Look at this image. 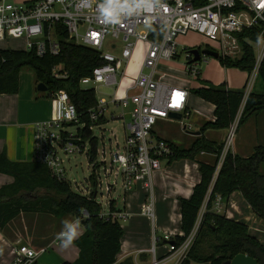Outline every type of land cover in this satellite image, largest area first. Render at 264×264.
<instances>
[{"label": "built area", "instance_id": "1", "mask_svg": "<svg viewBox=\"0 0 264 264\" xmlns=\"http://www.w3.org/2000/svg\"><path fill=\"white\" fill-rule=\"evenodd\" d=\"M105 2L106 0H0V41L9 37L22 38L26 42V51H35L40 57L48 54L59 56L62 32H66L67 39L73 43L98 51L105 63L96 67L91 77L81 80L82 87L93 88L96 95L100 93L103 85H119L118 75L121 73L124 77L125 72H121V69L125 63L130 62L133 54V38L149 44L142 69L134 81L135 105L131 111V122L125 125L126 139L122 146L117 143V152H112L107 160L104 146L102 156L97 151L96 158L90 161V140L94 134L88 141L83 140L81 130L86 124L81 122L69 93L62 89L53 94L59 106L58 116L35 123L34 161L47 166L54 177L68 182L75 192L100 204V218L120 224L128 220L130 212L124 207L114 205L118 179H121L124 195L138 182L143 183L149 193L142 205L141 214L148 217L153 225L152 246L148 250L152 259L148 264H181L187 258L201 229L209 195L190 234L180 245L176 239L178 236H185L183 231L177 235L168 232L163 236L158 235L150 178L163 169V162L168 163L175 150L173 144L154 134V128L160 120H174L171 117L173 112L182 114L179 121L185 131L191 125L183 123L184 117L190 115L189 91L184 87L157 80V66L161 60L172 61L179 55V38L189 32L201 35L207 44L206 48L219 52L220 57L230 56L236 59L244 53L240 35L247 30H258L255 41L245 39L254 46L256 61L252 71L248 72L242 108L218 156L214 183L229 151L232 152L235 132L241 118L240 112L252 93L264 60V0H128L129 3L141 4V8L131 15L127 12L121 13L120 22L117 24L105 21L101 14V5ZM117 2L123 3L124 0ZM139 26H148L150 30L138 32ZM108 36L112 40H108ZM120 40L123 45L119 54L105 50L106 45L116 50L119 47L117 41ZM196 47L191 45L184 48L187 50L188 59L186 68L191 74L200 71L198 62H191L193 55H188V50ZM145 69L149 71L146 72ZM52 74L58 80L70 76L63 64L54 65ZM90 84L94 86L91 87ZM97 99V106L88 110V116L93 123L104 117L109 104L105 97ZM129 100L128 93L124 97L114 95L111 103L127 106ZM101 126L102 124L93 125L91 128L94 131L95 127ZM79 153H86L92 167L87 178L88 187L77 182L74 186L68 177L72 157ZM112 177L114 178L111 179ZM213 210L224 214V199L221 194L216 195ZM87 215L84 211L83 216ZM75 218L81 222L80 218ZM59 243L60 239L54 241L55 245ZM162 243L166 251L159 254V244ZM47 250L48 247L36 250L26 243L18 242L12 264H36L38 258ZM113 264L119 262L115 261Z\"/></svg>", "mask_w": 264, "mask_h": 264}, {"label": "trees", "instance_id": "2", "mask_svg": "<svg viewBox=\"0 0 264 264\" xmlns=\"http://www.w3.org/2000/svg\"><path fill=\"white\" fill-rule=\"evenodd\" d=\"M257 34L258 30H247L241 34L244 46L242 57L232 60L221 56V65L226 68L238 67L250 73L255 65L256 51L245 39L255 41ZM67 37V33L62 32L59 56L48 54L40 57L35 51L0 49V95L17 93L20 72L24 67H30L35 72L36 82L44 83L50 95L62 89L69 93L81 122L86 124L81 134L92 136L91 126L104 124L105 119L102 117L95 123L90 120L88 110L97 106L98 99L93 88L82 87L81 80L91 77L93 70L105 62L95 49L75 44ZM56 64H63L70 76L66 79H55L52 68ZM258 76L264 83V60ZM193 92L216 106L215 122L206 123L201 129L202 132L207 128H229L243 105L244 88L229 89L226 83L216 86L203 81L202 86L194 88ZM263 109L264 94L251 93L244 104L239 127ZM90 141L89 153L92 162L97 156L98 138L93 136ZM222 148L223 146H216L206 139L196 141L190 149L174 146L175 153L169 162L182 158L195 160L204 150L213 151L219 156ZM216 164L217 161L214 164L201 162V180L195 185L192 196L179 199L181 229L185 236H178V245L190 234L209 195L201 229L187 258L181 264H192L194 260L207 264H223L240 253L255 257L264 264V245L258 237L250 233L249 225L213 210L217 194L228 200L233 192L239 191L253 211L264 219V174L260 171L264 164V145L256 146L253 154L248 157H241L229 151L215 182L212 183ZM0 173L14 178L12 184L0 188V231L5 230L22 213L43 212L59 218L71 215L80 218L85 231L75 240L80 249L78 259L63 264H113L117 260L121 252L124 230L120 223L99 217L102 208L95 200L75 192L68 182L58 180L47 166L35 161L14 162L1 153ZM41 192L43 193L40 194ZM35 193L38 197H26ZM84 211L88 213L86 217L83 216Z\"/></svg>", "mask_w": 264, "mask_h": 264}, {"label": "crops", "instance_id": "3", "mask_svg": "<svg viewBox=\"0 0 264 264\" xmlns=\"http://www.w3.org/2000/svg\"><path fill=\"white\" fill-rule=\"evenodd\" d=\"M29 0H22L18 2H26ZM5 40L0 41V49H15V50H26L23 48H14L9 45V43ZM24 42L25 40L22 39ZM131 67V63L129 65ZM129 67V69H130ZM142 68V67H141ZM226 67L220 66V72L225 74ZM141 70V69H140ZM130 74L125 77H122V87L118 91L117 97H124L126 93L130 95V100L127 106L124 105H115L117 107L122 106L124 109L129 105H132V109L135 105L134 96L136 94V89L134 87V81L136 79V73L132 72V67L129 70ZM140 72V71H138ZM132 74V75H131ZM138 76V75H137ZM217 82H213L216 85H221L226 83L229 89L241 90L245 87L246 81L248 79V72L244 75V80L239 84V88H233V82L231 78L227 77ZM166 82L164 79H157ZM208 81V80H204ZM211 82V81H208ZM263 82V81H262ZM168 83V82H166ZM212 83V84H213ZM171 84V83H169ZM178 86V85H176ZM202 83L198 87H201ZM264 86V83H263ZM184 87L189 91V106L188 112L190 116L195 113L198 115L196 124L198 125V130L193 133H189L191 135L190 140H187V144L182 141H175L170 136H165L162 132V129L156 130L154 128V134L157 137L163 138L173 144L175 147L181 149H190L193 144L201 139H206L210 143L220 146L224 142L225 136L227 135V129H215V128H207L205 131H201L204 125L208 122H215V108L216 106L212 104L213 109L211 110V114L209 116L202 115V110L193 111V101H191V90L187 86ZM195 87V88H198ZM255 87V86H254ZM117 94V90L115 91ZM264 94V93H263ZM109 103V102H108ZM112 104V103H111ZM109 104L107 105V108ZM107 111V110H106ZM132 111V110H131ZM124 113L120 114V116H113L112 118L124 117ZM59 114V106L56 98L53 95H50L47 91L42 92L38 90V83L36 82L35 72L34 70H26L20 72L19 78V91L14 94H1L0 95V154L4 153L7 157L14 161L20 163L26 162H34V134H35V123L39 121L49 120L57 117ZM131 115V114H130ZM258 116H264V110L259 112ZM255 117V115H254ZM254 117H252L254 119ZM105 119L104 124L102 126L107 125L109 122V118L105 115L103 117ZM256 119V118H255ZM169 120H160V122H167ZM248 126L250 122L247 123ZM126 125V124H125ZM124 125V127H126ZM245 124H242L238 128V133L240 135L236 137L234 140V147L232 149V153L239 155L241 157H248L253 154L254 149L258 145H264V126L261 130L249 128V134L246 132L245 136L243 133V127ZM127 128H125L126 131ZM242 129V130H241ZM241 130V131H240ZM186 133V132H185ZM188 134V133H186ZM250 141H249V139ZM186 159V158H185ZM218 159L217 153L213 151H201L200 154L196 156L195 160L186 159L182 164L178 163V167H174L175 161L172 163L166 162L165 168L161 171L155 172L150 178L151 181V189L153 190L154 195V203L155 204H167L174 210L175 213L170 214V221L173 223H177L181 227V213H180V198H190L193 194L194 187L201 180L200 173V163L204 162L207 164H214ZM261 168V167H260ZM14 182V178L11 175L0 173V188L12 184ZM148 190L144 187L143 183L138 182L131 190L127 191L121 201V204L118 205V202H115L114 205L116 207H124L130 212V217L126 222H129V225L123 227L124 236L122 238V246L121 252L118 254L117 262L119 264H148L152 255L148 251L151 248V243L148 241L145 245H139L137 240L134 238V230L136 228V221H132V218H143L141 216V208L144 202L148 197ZM128 196V198H127ZM247 200L244 196L239 192L235 191L231 194L228 200H224V215L229 218L245 222L247 220V214L243 212L242 208L238 203H240V199ZM232 202L231 206L230 203ZM230 206V207H229ZM250 206V205H249ZM251 207V206H250ZM232 208L233 211L232 212ZM253 210V209H252ZM140 211V212H139ZM156 211V209H155ZM23 214V213H22ZM21 214V216H22ZM30 214V213H25ZM256 214V213H255ZM257 215V214H256ZM71 216V215H70ZM258 216V215H257ZM157 217V214H156ZM20 218V215L16 217L10 224L9 228L7 227L5 230L0 231V264H12L14 252L17 248L18 242L26 243L33 247L36 250L43 247H52L55 240L59 239V236L54 235L53 232L54 226L51 219L48 217H33L37 219L35 222L30 220L28 222L26 219L24 223L17 224V220ZM73 218V217H72ZM259 218V217H258ZM41 219V221H39ZM73 219H76L75 217ZM71 219V220H73ZM51 221V222H49ZM77 222H79L76 219ZM50 223V224H49ZM74 223L71 221L70 224ZM81 223V222H80ZM249 225V224H248ZM157 228V220H156ZM163 235L165 232L174 233L175 235L180 234L182 229L179 231L172 230L170 227H164ZM250 229V225H249ZM66 230V228L64 229ZM63 230V231H64ZM80 231V230H79ZM85 231V230H84ZM84 231H80L81 235ZM159 232V230H157ZM62 232V231H61ZM80 235V236H81ZM162 236V235H161ZM257 237V236H256ZM75 243V241H74ZM72 244L67 248H62L60 250V254L58 259H52L48 261H42V257L38 258L37 264H63L64 262H74L78 259L80 254V249L77 244ZM60 245V243L58 244ZM164 243H162L163 251H166V248L163 247Z\"/></svg>", "mask_w": 264, "mask_h": 264}, {"label": "rangeland", "instance_id": "4", "mask_svg": "<svg viewBox=\"0 0 264 264\" xmlns=\"http://www.w3.org/2000/svg\"><path fill=\"white\" fill-rule=\"evenodd\" d=\"M15 1L18 2L22 0H15ZM137 30L138 32H147L148 30H150V28L148 26H139ZM107 39L112 40L110 36H108ZM6 41L9 43L10 46L14 48H23V49L26 48V42H24L22 38L9 37L7 38ZM132 41L135 42V46H134L131 60L128 64L125 63L123 65L121 72L122 71L125 72V76L126 74L129 75L130 74L129 70L132 67V72H135L136 73L135 75L137 77V75L139 74L138 71H141L140 69H142L141 67L143 66L146 54L148 52L149 44L144 41H139V40L136 41L134 38L132 39ZM179 41L181 43L179 46V53H178L179 55L176 58H174L172 61L161 60L158 63L155 78L164 79L166 82L171 83L172 85H175V86L176 85L187 86L188 88H190L191 96H192L191 101H193V111H198L199 109V112L202 110V113H201L202 115L209 116L212 112L211 110L213 109L211 102H208L207 100L195 94L193 92V89L195 87H198L200 83H202L204 80H208V81H211V83H213V82H217L218 80L222 79L221 77L223 76H224V79H226L227 77L231 78L233 82V88L238 89L239 84L243 82L244 75L247 71L241 68H238V67H228L224 69L225 74L222 75L223 73L220 72V66H222L220 63V60L215 59L210 56L202 55V59H200L197 64V67L200 70L199 73L191 74L186 68V63L188 59H187V54H186L187 50H185L184 48L187 46L196 45L197 47L201 46V49L204 50L207 44L205 40L203 39V37L195 32H189L187 35L180 37ZM117 43H119L118 45L119 47L116 50H113L109 45H106L105 50L113 51L115 52V54H119L121 52L123 42L120 40V41H117ZM184 43L186 44L184 45ZM228 58L234 60L230 56ZM130 63H131V67L129 66ZM28 69L33 70L30 67H24L23 72ZM145 71L148 72L149 69H145ZM122 79H123L122 74L119 73L118 75L119 85H113V86L103 85L100 87V93H97L98 98L105 97L106 100L109 102V106H108L109 108H107V111L105 112V116L110 119L109 122L107 123V125H104L101 127H95L93 131L94 136L98 138L97 148H98V151L100 152V157L102 156V152L105 146L106 147V157L105 158L107 160L110 159L112 152H117V149H118L117 143H119L121 146L124 144L125 139H126L124 125L125 124L127 125L128 123L131 122L130 114L132 110V105H129L128 107L124 109L122 106L117 107L114 104H111V101L113 100L114 95L118 96V91L122 87ZM90 86L93 87L94 85L90 84ZM216 86H219V85H216ZM254 86L252 89V93H264L263 82L259 76H257ZM116 90H117V94L115 93ZM189 101H190V98H189ZM188 106H189V103H188ZM123 112H125L124 117L112 118L113 116H120V114H122ZM240 113H241L240 117H242L243 109ZM197 117L198 115H196L195 113H193L191 116L189 115V116L184 117L183 123L186 124L187 126L191 125V128L190 129L188 128L186 131L183 128L182 122L176 119L169 120L163 123L160 122L159 124L155 126V128L156 130L162 129V132L165 136H170L177 142L183 140L187 144L186 141L190 140V137H191L189 133H193L198 130V125L196 124ZM252 117L249 118L245 122L243 131L241 132L244 134V136L246 132L249 131L250 127L254 129L258 128L259 130H261V133H262V129L264 126V116H258L257 118V116L255 115L254 119ZM234 121L235 119L230 124L229 128L227 129L228 130L227 135ZM248 122H250L249 126L247 124ZM238 128L235 132L234 140L236 139L238 135H240V132L238 133ZM185 132L188 134H186ZM247 133L249 134V132ZM227 135L225 136L224 142L222 143L221 146L225 144ZM82 138L84 141H88L91 138V134L90 136H85L82 134ZM234 140H233L232 149L234 147ZM185 160H186L185 158H182V159L175 161L174 167H178V163L182 164ZM165 167H167L166 162H163V168ZM91 171H92V167L89 164L86 153H79L72 157V160L70 162L68 177L74 186H75V182H77L79 184H83L86 187H88L89 185H88L87 178L90 176ZM260 171L262 174H264V164H262ZM113 178L114 177H112L111 179ZM103 179H104V183H106V179L105 178ZM105 186L106 185H104V188ZM104 188H103V192H105ZM42 193L43 192H41L40 194ZM26 197L32 198V197H38V196L35 193L33 195L28 194ZM114 197L116 198V202H118V205L121 204V201L124 197V191H123V188L121 187L120 178L118 179V188H117V191L114 193ZM236 199H240V198H236ZM105 203H106V200H105ZM231 204L232 202L230 203V206ZM238 204L242 208L243 212L247 214V217H245L247 218V220L245 221L248 222V224L250 225V233L257 236L264 245V219L257 216L255 212L252 210V208L249 206L248 202L242 200V198L240 199V203ZM155 209H156V214H157V225L159 227L157 228V230H159L158 235L163 236L162 231L163 229H166L164 227H170L172 230H177V231L180 230L181 227L178 225V222L173 223L170 221V214L175 213L177 215L178 213L172 210V208L168 205V203L166 205L162 203L160 204L157 203L155 204ZM232 212H234L233 208H232ZM29 213L30 214L23 213L22 216L20 215V218L16 221L17 224H22L26 222L25 219L28 222H30V220L35 222L39 217H44V218L48 217V219H51L52 221H54L53 228L55 231L53 232V234L57 236H59L61 231L65 229V223L70 224L71 221H73L74 223L77 222L76 219H73L74 217L70 215L64 218H59L50 213H43V212L42 213L29 212ZM140 215L143 216L142 214ZM33 217H37V219H34ZM39 221H41V219H39ZM132 221H136V228L134 230V238L137 240V243L139 245H145L146 243H148V241H150L151 246H152L153 225H152L151 220L148 217L143 216V218L141 217L137 219L132 218L131 222ZM129 223L130 221L129 222L125 221V222H122L121 225L125 227L126 229ZM79 225H80L79 230L84 231L85 226L80 222H79ZM52 246L53 248L48 246V250L42 255L43 256L41 259L42 261H48V260L59 258L58 254L61 253L60 250L63 248L61 246V241H60V245H52ZM162 251H163V248L161 244H159V250H158L159 254H162L163 253ZM192 264H207V263L198 262L194 260L192 261Z\"/></svg>", "mask_w": 264, "mask_h": 264}, {"label": "clouds", "instance_id": "5", "mask_svg": "<svg viewBox=\"0 0 264 264\" xmlns=\"http://www.w3.org/2000/svg\"><path fill=\"white\" fill-rule=\"evenodd\" d=\"M140 8L141 4L135 2L129 3L128 0H124L123 3L117 2V0H106V2L101 5V14L103 15L105 21L117 24L120 22L121 13L127 12L131 15ZM79 227V222L72 224L65 223L66 230L59 234L62 247L67 248L71 246L81 235Z\"/></svg>", "mask_w": 264, "mask_h": 264}, {"label": "water", "instance_id": "6", "mask_svg": "<svg viewBox=\"0 0 264 264\" xmlns=\"http://www.w3.org/2000/svg\"><path fill=\"white\" fill-rule=\"evenodd\" d=\"M201 46H198L196 48L190 49L188 51V55L192 56L191 62H198L200 59H202V55L210 56L215 59L220 58V53L208 48H205L204 50L200 49ZM38 90L42 92H46L48 90L47 86L44 83L38 84ZM171 117L176 120L182 119L181 113L173 112L171 114ZM223 264H262L259 262V260L255 257H252L248 254L240 253L234 256L232 259L226 260Z\"/></svg>", "mask_w": 264, "mask_h": 264}, {"label": "flooded vegetation", "instance_id": "7", "mask_svg": "<svg viewBox=\"0 0 264 264\" xmlns=\"http://www.w3.org/2000/svg\"><path fill=\"white\" fill-rule=\"evenodd\" d=\"M200 49H201V47H200ZM189 50H190V49H189ZM189 50H188V51H189ZM201 50H202V49H201Z\"/></svg>", "mask_w": 264, "mask_h": 264}]
</instances>
